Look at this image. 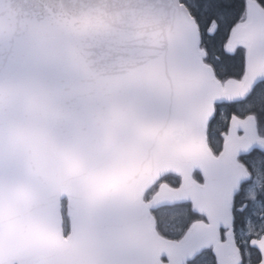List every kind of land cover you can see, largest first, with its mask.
<instances>
[{"label": "snow or ice", "instance_id": "obj_1", "mask_svg": "<svg viewBox=\"0 0 264 264\" xmlns=\"http://www.w3.org/2000/svg\"><path fill=\"white\" fill-rule=\"evenodd\" d=\"M0 264H264V0H0Z\"/></svg>", "mask_w": 264, "mask_h": 264}]
</instances>
